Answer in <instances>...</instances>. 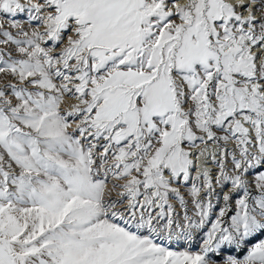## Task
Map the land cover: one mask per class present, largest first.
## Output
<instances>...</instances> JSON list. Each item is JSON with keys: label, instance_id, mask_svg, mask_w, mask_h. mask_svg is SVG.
<instances>
[{"label": "snow or ice", "instance_id": "obj_1", "mask_svg": "<svg viewBox=\"0 0 264 264\" xmlns=\"http://www.w3.org/2000/svg\"><path fill=\"white\" fill-rule=\"evenodd\" d=\"M0 264H264V0H0Z\"/></svg>", "mask_w": 264, "mask_h": 264}]
</instances>
